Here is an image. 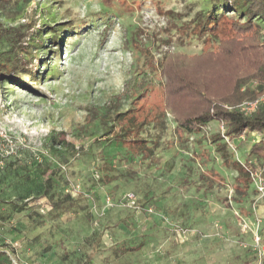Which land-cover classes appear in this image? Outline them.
<instances>
[{
  "label": "rangeland",
  "instance_id": "obj_1",
  "mask_svg": "<svg viewBox=\"0 0 264 264\" xmlns=\"http://www.w3.org/2000/svg\"><path fill=\"white\" fill-rule=\"evenodd\" d=\"M124 1L0 0L4 25L31 27L19 53L26 65L0 72V253L11 264H264V192L251 185L240 200L233 191L237 172L224 167L211 141L221 131L218 124L208 125L203 136L184 134L179 140L153 95L147 114L155 120L141 133L157 144L152 158L125 159L122 147L105 134L112 122L111 115L102 118L104 106L140 67L124 46L135 31L151 46L156 65L166 53L200 54L203 48L201 40L161 35L172 24L154 3L184 16L181 22L213 5ZM143 77L159 85L148 73ZM128 108L124 95L115 112ZM91 111L98 116L88 123ZM249 137L226 144L232 161L245 160L257 140ZM106 163L113 164L107 177ZM213 172L219 177L207 188L203 175ZM47 179L51 194L70 193L79 206L53 218L29 208L17 211L16 205L42 193ZM133 193L154 206L155 216L140 218L138 204L124 202ZM140 243L135 253L114 255L113 249Z\"/></svg>",
  "mask_w": 264,
  "mask_h": 264
},
{
  "label": "trees",
  "instance_id": "obj_2",
  "mask_svg": "<svg viewBox=\"0 0 264 264\" xmlns=\"http://www.w3.org/2000/svg\"><path fill=\"white\" fill-rule=\"evenodd\" d=\"M211 1L213 5L209 9L196 12L190 20L184 22H181L184 16L174 11H163L158 3H154L158 14L172 24L171 29L165 27L160 34L175 32L189 41L201 40V53H166L161 57L159 65H156L151 46L143 43L138 34L142 33L140 30L135 31L129 40L124 41V46L131 51L135 64L140 67L131 83H125L124 89L104 106L102 118L106 119L111 115L112 123L105 134L122 147L125 159L128 160H147L153 157L157 149L156 142L141 136L142 128L155 120L148 116L149 107L152 106L150 97L153 95L161 104V115L168 113L171 116L179 140L184 134L203 136V131L210 124L222 126L223 132L218 131L217 135L211 137V141L216 145V150L222 153L224 167H232L237 172L232 188L241 200L247 196L251 185H256L258 180L264 183V102L259 103L248 114L239 108L244 102L255 101L264 95V0ZM131 2L138 3L136 0ZM158 2L163 4V1ZM216 7H219L218 11ZM30 30L29 25L6 26L0 21V47H4L0 48V72H13L18 63L26 65L19 58V53L27 44ZM25 72L32 74L29 69ZM144 73L159 80L157 88L152 80L144 79ZM124 95L129 101V108L124 112H115ZM97 114L98 112L91 111L88 123H92ZM250 135H256L257 140L245 151V160L232 161L226 153V144L241 142ZM51 143L65 144L74 149L71 143L54 140ZM112 166L111 163L104 165L106 177L113 169ZM105 176L104 183H107ZM203 176L208 181L207 188H211L215 177H219L214 172ZM99 178L98 171H95L94 179ZM45 182L46 188L41 194L16 205V210L21 212L24 208H29L37 216L53 218L79 206L80 199L72 198L70 193L61 197L51 194L49 179ZM182 182L189 184L186 179ZM134 196L141 212L139 217L144 216L145 220L153 217L154 206L145 203L137 195ZM40 198L48 201L50 211L41 213L35 205V201ZM124 202L126 203V199ZM234 202L239 201L234 199ZM131 210L133 222L141 225L138 224L140 222L136 210ZM99 244L98 242L95 247L96 251L99 250ZM142 246L140 243L136 247L119 249L120 251L113 249V252L118 257L135 253ZM0 264H11L3 253H0Z\"/></svg>",
  "mask_w": 264,
  "mask_h": 264
},
{
  "label": "built area",
  "instance_id": "obj_3",
  "mask_svg": "<svg viewBox=\"0 0 264 264\" xmlns=\"http://www.w3.org/2000/svg\"><path fill=\"white\" fill-rule=\"evenodd\" d=\"M262 102H264V95L262 97H260L259 99L255 100V101L244 102L242 105L239 106V108L241 109V111H243L244 113L248 114V113L253 112L257 108V105L259 103H262ZM220 129H221V132H223V127L222 126L220 127ZM255 184H256L257 189L259 191L264 192V183L263 182L258 180L257 183H255ZM43 199L46 200L45 198H43ZM124 199H126V202H131L132 204L136 205V202H135L136 199H135L134 195H126L124 197ZM39 209H40L41 213H44L45 211L46 212L50 211L51 210V206L48 203V201L46 200L45 203H41V205L39 206ZM134 209L136 210V208H134ZM137 210H139V212H140V208L139 207L137 208ZM148 212L151 213L152 210L150 209V210H148Z\"/></svg>",
  "mask_w": 264,
  "mask_h": 264
}]
</instances>
